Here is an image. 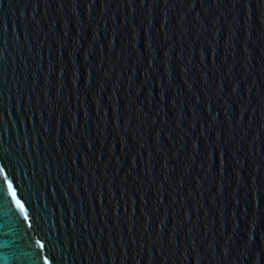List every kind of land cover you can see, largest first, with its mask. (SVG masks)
<instances>
[{
  "label": "water",
  "instance_id": "95a60500",
  "mask_svg": "<svg viewBox=\"0 0 264 264\" xmlns=\"http://www.w3.org/2000/svg\"><path fill=\"white\" fill-rule=\"evenodd\" d=\"M0 161V264H264V0H0Z\"/></svg>",
  "mask_w": 264,
  "mask_h": 264
},
{
  "label": "snow or ice",
  "instance_id": "6c2138e0",
  "mask_svg": "<svg viewBox=\"0 0 264 264\" xmlns=\"http://www.w3.org/2000/svg\"><path fill=\"white\" fill-rule=\"evenodd\" d=\"M15 170L9 166L8 163L0 161V201H2L5 197L10 196L11 203L15 205L16 209H18L19 213L23 216V219L27 221L29 219L27 209L24 203L21 202V199L18 198L15 183H16ZM3 225H0L2 228ZM31 227V225H29ZM7 233L0 231V249L8 247V241L4 240L3 237L6 236ZM35 243L39 246L40 249H43L45 245L41 243L40 240H36ZM38 256L39 253L37 252ZM6 259L3 256H0V260ZM44 264H49V260L47 257L44 259Z\"/></svg>",
  "mask_w": 264,
  "mask_h": 264
}]
</instances>
